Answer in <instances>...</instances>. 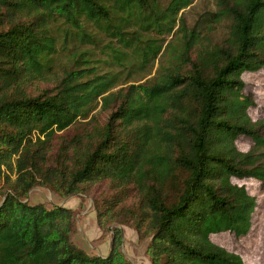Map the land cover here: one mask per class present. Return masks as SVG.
I'll return each mask as SVG.
<instances>
[{
    "label": "trees",
    "instance_id": "obj_1",
    "mask_svg": "<svg viewBox=\"0 0 264 264\" xmlns=\"http://www.w3.org/2000/svg\"><path fill=\"white\" fill-rule=\"evenodd\" d=\"M193 5L0 0V264H135L120 227L150 240L151 264H246L212 236L253 225L257 199L234 179L264 188L244 81L264 69V0H216L190 25ZM105 39L117 47L90 59ZM38 187L92 195L111 253L75 244L72 209L28 203Z\"/></svg>",
    "mask_w": 264,
    "mask_h": 264
},
{
    "label": "rangeland",
    "instance_id": "obj_2",
    "mask_svg": "<svg viewBox=\"0 0 264 264\" xmlns=\"http://www.w3.org/2000/svg\"><path fill=\"white\" fill-rule=\"evenodd\" d=\"M163 1L166 2L167 0ZM216 11V0H194L193 7H191V9L187 12L188 21L190 25H194L202 15H206L210 12L213 13ZM227 31L228 25L227 23H224L216 32V39L220 40L224 38L227 34ZM92 47L94 46L88 47V50L91 53L90 59L102 60V58H107V56H104L103 54L109 53L111 51V47L116 48L117 43L105 39L102 42L98 41V45H96V48L99 49H92ZM156 69L157 64L155 65V67L147 68L141 73L134 72L129 75V80L131 82L145 81L156 72ZM244 81L246 84L245 94L252 97L255 102V105L251 106L249 109L250 117L254 121L264 120V69L257 73L245 74ZM252 144L253 142L245 137L240 138L238 142L239 148L243 151H248ZM233 181L235 184H238L240 186L244 185L250 195L255 196L257 199V208L253 218V225L249 233L245 236L238 237L233 233H222L213 235L212 240L214 243L221 247H224L229 252L241 255L246 264H264V188L260 182L254 179H234ZM0 182H2L1 179ZM27 201L31 205L44 204L49 208L58 206L72 209L75 212V221L77 228L75 233L73 234V241L76 245H81L83 249L85 248L87 251H89V253L92 252L93 249H95L96 246H98L103 241V239H107L109 237L113 240L112 234L103 232L100 228V238L90 237L89 239L84 240L80 234L81 232L79 231V229L82 228V223L87 222L89 226V220L92 221L91 224L93 223V225H95V221L97 222V219L93 220L92 216V214H95L96 218L92 195L89 197L78 195L65 197L59 194H55L46 188L38 187L30 192ZM124 243L125 242L123 241L121 249L130 261H134L135 264H151L145 259L147 258L146 253L149 245V240L140 241L139 245L137 246L136 252L132 251V248L129 246L131 257H128V252L125 250Z\"/></svg>",
    "mask_w": 264,
    "mask_h": 264
},
{
    "label": "crops",
    "instance_id": "obj_3",
    "mask_svg": "<svg viewBox=\"0 0 264 264\" xmlns=\"http://www.w3.org/2000/svg\"><path fill=\"white\" fill-rule=\"evenodd\" d=\"M89 216H87V217H89ZM92 216H93V220H95L96 219L95 218V214H92ZM89 221H90V223H89L90 225L89 226H88L87 222H84L85 224L84 223L81 224L82 225V228L79 229V231L81 232L80 234H81L82 238L84 240L89 239L90 237H92V238L93 237L94 238H100L101 231H100V229L98 227L97 222L96 221L95 222L93 221L94 224H95V225H93V223L91 224L92 221L91 220H89ZM120 228H121V230L123 232V235H124V242H125L124 243V247H125V250L128 252L127 253L128 254V257H131V252H130L129 246L132 248V251L136 252L137 246L140 243L139 237H138L136 231L134 229H132V228H129V227H120ZM110 234H112V233H110ZM112 243H113L112 238H109V237L107 239L105 238L90 253L96 254V255H99V256H102V257H107L111 253ZM79 246L82 247L81 245H79ZM84 250H86V249L84 248ZM87 252H89V251H87ZM145 259L150 263V260L148 259V257L145 258Z\"/></svg>",
    "mask_w": 264,
    "mask_h": 264
}]
</instances>
